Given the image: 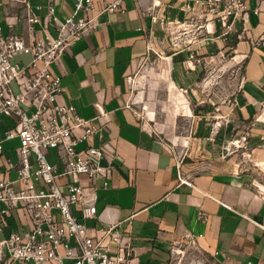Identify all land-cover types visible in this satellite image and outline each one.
<instances>
[{
    "label": "crops",
    "instance_id": "1",
    "mask_svg": "<svg viewBox=\"0 0 264 264\" xmlns=\"http://www.w3.org/2000/svg\"><path fill=\"white\" fill-rule=\"evenodd\" d=\"M93 1L97 17L117 0ZM121 1L120 12L99 16L97 29L54 66L64 89L57 103L105 125L103 142L120 157L109 187L99 183L97 216L86 225L98 235L120 224L131 239L130 264H170L171 246L190 238L217 263L264 264V187L256 169L264 167V0L250 2L247 31L233 47L239 82L213 115L201 109L200 95L209 93L203 66L225 44L188 35L192 43L171 44L197 19L194 0ZM26 3L41 18L50 4L60 20L74 11V0H0L4 36L43 37L39 25L30 35ZM96 105L105 120L96 119Z\"/></svg>",
    "mask_w": 264,
    "mask_h": 264
},
{
    "label": "built area",
    "instance_id": "2",
    "mask_svg": "<svg viewBox=\"0 0 264 264\" xmlns=\"http://www.w3.org/2000/svg\"><path fill=\"white\" fill-rule=\"evenodd\" d=\"M250 2L194 0L200 11L193 20L203 24L180 36L181 32H173L177 36L171 44L192 43L184 35L203 41L217 37L223 43L241 40L247 31ZM121 3L105 2L99 16L120 12ZM259 10L254 13L260 14ZM93 12V0H74L69 17L60 20L50 4L41 18L26 3L30 35H34L33 26L39 25L42 38L26 41L14 33L4 36L0 27V232H8L0 241V264L131 263V239L120 224L108 225L98 235H92L86 225L97 216L99 183L103 189L109 187L120 157L103 142L105 125L97 127L75 107L57 103L64 89L54 66L73 44L97 29L99 16L92 17ZM160 24L168 27L164 20ZM19 57L30 60L17 62ZM96 110V119L105 120L102 109L96 105ZM13 141L19 143L16 162L4 147ZM95 141L101 146H95ZM52 155L56 163L50 162ZM256 169L264 187V169ZM15 212L20 227L9 230Z\"/></svg>",
    "mask_w": 264,
    "mask_h": 264
},
{
    "label": "rangeland",
    "instance_id": "3",
    "mask_svg": "<svg viewBox=\"0 0 264 264\" xmlns=\"http://www.w3.org/2000/svg\"><path fill=\"white\" fill-rule=\"evenodd\" d=\"M196 31L198 33L201 32V30L199 29H196ZM224 44L225 47L222 49L223 53L221 54V52L218 51L214 55L215 58L213 60L210 59L208 61V64L203 66L204 68H206V79L204 80H206L207 82L206 90L209 93L200 95V103H202L201 109L208 110L211 115L219 113V108L223 106L224 101H227L228 97L234 89V86H236L239 82V77L236 74L237 64L233 59V47H231V42ZM181 46L185 45L182 44ZM147 67L148 65H145L141 70L147 71ZM151 67L153 66L151 65ZM1 134L2 130H0V135ZM18 146V141H13L4 145L6 155L14 162H16L15 149ZM50 162L56 163L54 155H52V157L50 158ZM259 167L261 169H264L261 165H259ZM10 223L14 229H19L20 218L17 212L14 213L13 219L10 220ZM2 239H4V235L0 232V241ZM171 250L172 254L170 264H218L215 261L214 257L203 251L199 247L195 239L192 238L185 239L179 244L171 246Z\"/></svg>",
    "mask_w": 264,
    "mask_h": 264
},
{
    "label": "bare ground",
    "instance_id": "4",
    "mask_svg": "<svg viewBox=\"0 0 264 264\" xmlns=\"http://www.w3.org/2000/svg\"><path fill=\"white\" fill-rule=\"evenodd\" d=\"M199 21H201V22H203L202 20H192V21H190V23H189V30H191V29H193V28H196V27H198V22ZM197 24V25H196ZM202 25V24H201ZM209 27V29H210V31L212 30V27H211V25H209L208 26ZM170 31V33L172 34V32H171V30H169ZM173 35V34H172ZM174 42H175V38H174ZM264 168V167H263Z\"/></svg>",
    "mask_w": 264,
    "mask_h": 264
},
{
    "label": "trees",
    "instance_id": "5",
    "mask_svg": "<svg viewBox=\"0 0 264 264\" xmlns=\"http://www.w3.org/2000/svg\"><path fill=\"white\" fill-rule=\"evenodd\" d=\"M237 43V39H234L232 42H231V47H234Z\"/></svg>",
    "mask_w": 264,
    "mask_h": 264
}]
</instances>
